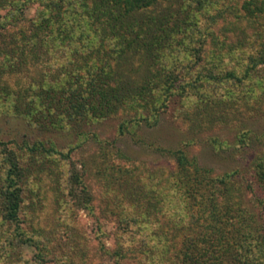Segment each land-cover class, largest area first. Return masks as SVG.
Masks as SVG:
<instances>
[{
	"label": "rangeland",
	"instance_id": "374dc122",
	"mask_svg": "<svg viewBox=\"0 0 264 264\" xmlns=\"http://www.w3.org/2000/svg\"><path fill=\"white\" fill-rule=\"evenodd\" d=\"M14 1L0 6V19H5L0 28V188L7 168L3 148L7 147L16 152L27 171L19 213V231L24 233L15 230L0 211V264H161L155 224L167 228L168 219L176 215L177 221L188 222L185 213L197 208L184 187L179 192L177 185L166 180L176 169L170 151L177 148L194 157L210 177L220 179L233 173L226 180L231 194L220 197L219 205L227 200L230 206L239 198L256 211L264 209V187L253 172L258 158L264 157V65L253 69L248 78L224 81L219 77L225 70L240 74L246 66L248 50L242 48L241 33L232 25L214 27L217 40L223 43L217 45L207 39L202 44L195 29L185 31L184 43L174 44V55L166 64L165 80L174 77L166 97L154 88L138 96L136 109L125 106L109 118L66 123L58 114L57 103L56 108L51 104L41 114L42 107L37 105L46 99L35 95L45 88L41 84L44 78L46 83L60 80L57 68L73 59V48H78V54L86 48L80 46V40L67 48L49 46L50 60L28 64L26 69L27 65L16 62L17 53L13 58V42L20 41L21 30L31 31L21 27L41 16L39 9L45 5L42 0ZM209 1L212 7L203 10L210 14L226 5L239 8L244 3ZM236 12L227 10L224 16L233 18ZM132 64L127 76L138 83L153 69L143 59ZM157 96L162 99L157 105L163 104L155 114L150 108ZM33 100L37 104L32 115L27 103ZM36 117L46 125L34 121ZM23 141L29 146L43 141L46 148L53 147L68 157L40 148L29 151L21 148ZM117 166L129 172L123 175L114 170ZM71 172L81 176L91 194L90 209L77 207L68 194ZM143 188L160 190L161 200L157 202L152 193L144 194ZM198 197L203 200L201 195L195 199ZM135 199L141 200V207ZM156 205L163 213L159 223H154L155 216L143 215ZM118 252L122 255L116 256Z\"/></svg>",
	"mask_w": 264,
	"mask_h": 264
},
{
	"label": "trees",
	"instance_id": "16d2710c",
	"mask_svg": "<svg viewBox=\"0 0 264 264\" xmlns=\"http://www.w3.org/2000/svg\"><path fill=\"white\" fill-rule=\"evenodd\" d=\"M12 2L15 1L0 0V6L10 5ZM25 2L23 0L22 4ZM42 2L45 7L39 9L41 16L22 25L24 27L21 28H30L31 31H20L21 39L13 42L12 53L14 59L17 53L16 62L23 66L27 65L26 69H29L28 64H44L50 60V47H72L74 40H80V46L86 48V51H83L85 53L78 54V48H73V59H68L57 68L59 76L61 75L60 80L46 83L44 78L41 84H45V88L41 90V95H35L38 99H46V103L41 100L37 105L42 107L39 109L41 114L45 115L51 104L56 108L57 103L60 106L58 114L63 116L66 123L86 118L91 120L109 118L125 106L136 109V106H140L137 100L141 94L154 88L156 91L161 90V96L171 94L174 77L165 80V75L169 72L166 64L170 56L174 55V44L184 41L187 29H195L194 32L199 35L202 44L205 39L216 45L223 44L219 43L218 36L214 33L216 26L221 29L226 25H232L241 33V46L248 50L246 66L240 74L234 70L222 71L219 77L224 81L248 78L253 69L264 65V0H244L239 8L226 5L225 11L228 10L231 14L233 10L237 11L232 15L233 18L229 19L224 16L225 11L221 9L215 14L204 12L203 9L212 7L209 0H42ZM191 4L194 6L193 9ZM197 14H201V17L199 18ZM198 19L201 21L199 24ZM4 20L0 19V28L4 27ZM197 25L198 28H194ZM74 36L77 38L74 39ZM138 59H143L153 68L148 70L147 78L140 83L127 76L128 72L131 73L128 66L133 67L132 62ZM82 71L84 74L81 75ZM63 85L66 87L63 88ZM34 100L27 103L29 114L32 115L33 105L37 104ZM159 100L162 99L157 96L151 101L153 107L150 109L155 114L163 104L157 105ZM38 119L39 117H36L34 121L37 122ZM63 119L61 120L64 121ZM37 123L46 125L43 121ZM27 144V141H23L21 148L27 147L29 151L40 148L46 153L68 157L53 147L46 148L43 141L35 142L31 146ZM3 150L7 168L0 188V211L2 218L13 223L15 230L19 231L22 184L27 171L16 152L7 147ZM170 153L176 160V169L166 175V180L177 185L179 192L184 187L189 196L194 197V206L197 208L195 211L185 213L189 218L188 222L177 221L180 218L173 214L175 218L167 221L169 227L164 228L160 224H155L157 227L154 229L157 233L155 234L160 237L161 244L160 263L264 264V209L256 211L245 206L243 199L239 198L233 200L230 206L227 200H223L226 206L219 205L220 197H228L231 194L226 180L230 179L233 173L225 174L220 179L210 177L197 165L194 157H188L185 150L177 148ZM253 169L257 182L264 187L263 156L258 158ZM114 170L123 175L129 172L120 166L114 167ZM77 187H80L79 191ZM142 192L152 193L153 197L158 198L157 202L161 200V192L158 189L143 188ZM68 194L77 207L90 209L88 204L92 198L91 194L76 172H71ZM195 195H201L203 200L201 201L199 197L195 199ZM134 202L141 207L140 199H135ZM199 210L201 215L198 218ZM162 214L158 205L151 207L148 213H143L146 217L155 216L154 223H159ZM128 217H124L126 223ZM24 239L32 241L29 238ZM119 255L122 254L116 253V256Z\"/></svg>",
	"mask_w": 264,
	"mask_h": 264
}]
</instances>
